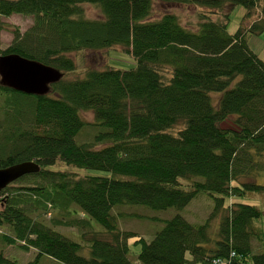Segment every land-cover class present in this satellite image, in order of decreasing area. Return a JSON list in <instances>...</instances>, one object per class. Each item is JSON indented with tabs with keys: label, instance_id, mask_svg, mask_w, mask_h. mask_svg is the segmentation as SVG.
I'll return each mask as SVG.
<instances>
[{
	"label": "trees",
	"instance_id": "obj_1",
	"mask_svg": "<svg viewBox=\"0 0 264 264\" xmlns=\"http://www.w3.org/2000/svg\"><path fill=\"white\" fill-rule=\"evenodd\" d=\"M159 1L208 13L193 30L172 13L152 20L153 0H0V17L34 19L26 32L12 28L5 49L0 21V57L17 54L63 73L44 96L0 84V169L40 166L12 183L24 186L0 192V229L12 233L1 231L0 241L35 249L34 264L43 256L61 264H264V231L255 226L263 212L237 200L264 194L257 183L264 173V61L248 44L264 33V0ZM85 5L101 17L87 18ZM237 6L246 13L231 34ZM116 47L134 59L133 68L67 78L78 69L73 53ZM91 126L97 131L86 139ZM58 162L110 175L50 168ZM200 195L213 203L205 222L177 214L151 241L121 230L114 213L122 206L183 210ZM58 227L78 229L81 241ZM254 240L262 252L254 253ZM0 264L18 263L0 254Z\"/></svg>",
	"mask_w": 264,
	"mask_h": 264
},
{
	"label": "rangeland",
	"instance_id": "obj_2",
	"mask_svg": "<svg viewBox=\"0 0 264 264\" xmlns=\"http://www.w3.org/2000/svg\"><path fill=\"white\" fill-rule=\"evenodd\" d=\"M154 1V11L152 14V20H157L162 17L165 13L175 14L183 26L188 27L190 29L195 30L196 26L200 22V15L203 13H208V9L201 8L195 5H176V4H165L160 2L159 0ZM86 17L89 19H98L101 17L100 10L92 5L84 6ZM246 11L242 6H237L234 8L231 17L230 24L228 27V31L231 34H234L239 29L243 17ZM257 16L253 17L250 22L246 21L243 23L244 27H249L251 22L256 19ZM33 17L32 16H23V15H13L11 17H0V21L6 24V29L1 32L2 39V47L5 49L9 46L14 36L12 34V28H19L21 32H26L33 25ZM248 44L250 48L259 55V57L264 61V33L258 36H251L248 39ZM122 47H116L112 51L102 50V51H83L79 53H73L71 56L75 58L77 61V70L69 75L67 78L76 79V78H84L88 70L90 69H105L115 68L121 70H129L134 67L135 61L134 59L125 51ZM84 120L89 123V125H95V116L92 112H84L82 114ZM95 122V123H94ZM97 124V123H96ZM94 130L97 131L96 127H89L86 129L84 133L88 136L86 139L90 138V136L94 133ZM95 131V132H96ZM83 137L82 139H84ZM77 142H80L78 138H76ZM100 147V146H97ZM53 170H61V171H69L77 173L81 176L85 175H93V176H109L110 173L98 170H86V169H78L75 167L67 166L62 162H58L56 166L50 167ZM257 183L264 186V173L260 174L257 177ZM12 185V186H11ZM11 188L9 190L16 189L18 187L24 186L25 182L11 184ZM238 202L250 204L257 206L262 212V218L255 222V226L258 230L264 231V194H256L249 193L245 198H237ZM213 207L212 199L207 195H200L195 198L185 209L177 210L175 208H170L163 211L152 210L146 206H122L114 209V213L118 217V222L121 230L130 231L136 233L141 238H144L147 241L153 240L156 233L160 231L164 227V221L173 218L177 214H181L184 218H186L189 222L193 224H201L205 222L206 218L210 214ZM125 210L126 214L121 218L116 211ZM129 216H126V215ZM212 230L215 231L216 225L215 221H213ZM94 226L97 231H103V228L94 223ZM65 235L72 238V240L76 242H80L81 240L78 238V234L80 233L76 228H65L58 227ZM5 234H12L10 228L2 227L0 232ZM215 234V233H214ZM136 239H131L130 244H133ZM140 247H132L133 255H137ZM253 251L254 253H260L263 251L261 245L257 241H253ZM0 254H3L5 258L15 261L18 264H34L37 251L33 248L29 250H24L20 247V244L9 245L0 241ZM36 264H61L60 262L49 258L47 256H43L40 258L39 262Z\"/></svg>",
	"mask_w": 264,
	"mask_h": 264
},
{
	"label": "water",
	"instance_id": "obj_3",
	"mask_svg": "<svg viewBox=\"0 0 264 264\" xmlns=\"http://www.w3.org/2000/svg\"><path fill=\"white\" fill-rule=\"evenodd\" d=\"M63 78L55 67L8 54L0 57V84L27 95L44 96ZM40 166L27 161L0 169V192L24 176L39 173Z\"/></svg>",
	"mask_w": 264,
	"mask_h": 264
},
{
	"label": "built area",
	"instance_id": "obj_4",
	"mask_svg": "<svg viewBox=\"0 0 264 264\" xmlns=\"http://www.w3.org/2000/svg\"><path fill=\"white\" fill-rule=\"evenodd\" d=\"M235 255V253H232V256H234ZM221 261H218V263H220Z\"/></svg>",
	"mask_w": 264,
	"mask_h": 264
}]
</instances>
